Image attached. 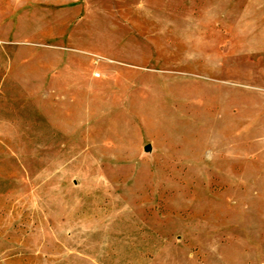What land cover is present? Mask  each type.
<instances>
[{
	"label": "rangeland",
	"instance_id": "1",
	"mask_svg": "<svg viewBox=\"0 0 264 264\" xmlns=\"http://www.w3.org/2000/svg\"><path fill=\"white\" fill-rule=\"evenodd\" d=\"M261 50L264 0H0V264H264Z\"/></svg>",
	"mask_w": 264,
	"mask_h": 264
},
{
	"label": "crops",
	"instance_id": "2",
	"mask_svg": "<svg viewBox=\"0 0 264 264\" xmlns=\"http://www.w3.org/2000/svg\"><path fill=\"white\" fill-rule=\"evenodd\" d=\"M224 70L242 77L240 84L264 91V50L231 58Z\"/></svg>",
	"mask_w": 264,
	"mask_h": 264
}]
</instances>
